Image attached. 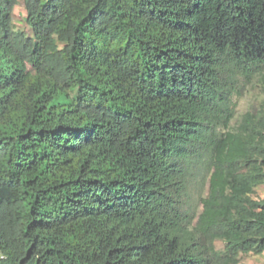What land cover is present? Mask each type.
<instances>
[{
    "label": "trees",
    "instance_id": "trees-1",
    "mask_svg": "<svg viewBox=\"0 0 264 264\" xmlns=\"http://www.w3.org/2000/svg\"><path fill=\"white\" fill-rule=\"evenodd\" d=\"M23 3L32 34L0 0V264L263 254L264 101L231 121L239 80L264 92V0Z\"/></svg>",
    "mask_w": 264,
    "mask_h": 264
},
{
    "label": "rangeland",
    "instance_id": "rangeland-1",
    "mask_svg": "<svg viewBox=\"0 0 264 264\" xmlns=\"http://www.w3.org/2000/svg\"><path fill=\"white\" fill-rule=\"evenodd\" d=\"M14 23L18 29L27 34H32V30L26 21L23 0H19L14 11ZM239 88L240 94H236L232 102L234 110V118L231 121L232 127L238 125L247 111L259 110L264 101V92L255 80L252 83L239 80ZM203 165V162L191 165L187 190L182 203L183 210L196 217L202 211L200 198L207 195L209 188V172ZM255 197L257 199L264 198V185L257 189ZM216 246L218 250H224V244L221 241H218ZM241 264H264V253L261 255H242Z\"/></svg>",
    "mask_w": 264,
    "mask_h": 264
}]
</instances>
